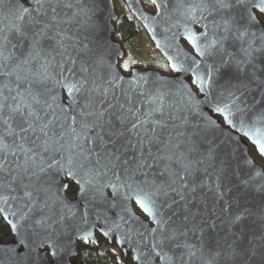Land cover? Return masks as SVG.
I'll list each match as a JSON object with an SVG mask.
<instances>
[{
    "label": "water",
    "instance_id": "water-1",
    "mask_svg": "<svg viewBox=\"0 0 264 264\" xmlns=\"http://www.w3.org/2000/svg\"><path fill=\"white\" fill-rule=\"evenodd\" d=\"M123 1L171 75L120 68L115 0H0V264H264V0Z\"/></svg>",
    "mask_w": 264,
    "mask_h": 264
},
{
    "label": "trees",
    "instance_id": "trees-1",
    "mask_svg": "<svg viewBox=\"0 0 264 264\" xmlns=\"http://www.w3.org/2000/svg\"><path fill=\"white\" fill-rule=\"evenodd\" d=\"M118 20L114 23V37L125 50V57L120 63V68L127 74L134 68L155 69L164 74H169L170 69L166 59L155 49L147 32L138 20L131 14L123 0H116ZM147 11H155L150 0H142ZM264 24V13L259 14ZM188 46V45H186ZM251 155L259 164L264 166L254 147H251ZM78 187L70 184L67 194L74 197ZM13 238L12 231L4 219L0 217V240L4 243ZM98 246L94 244H78V256L76 264H135L130 254H124L115 242L110 244L106 239L97 235Z\"/></svg>",
    "mask_w": 264,
    "mask_h": 264
},
{
    "label": "flooded vegetation",
    "instance_id": "flooded-vegetation-1",
    "mask_svg": "<svg viewBox=\"0 0 264 264\" xmlns=\"http://www.w3.org/2000/svg\"><path fill=\"white\" fill-rule=\"evenodd\" d=\"M145 30V29H144ZM187 47H189V46H187ZM122 61V60H121ZM121 63V62H120ZM169 66V65H168ZM170 69V68H169ZM127 74V73H126ZM172 73H171V71L169 72V74L168 75H171Z\"/></svg>",
    "mask_w": 264,
    "mask_h": 264
},
{
    "label": "rangeland",
    "instance_id": "rangeland-1",
    "mask_svg": "<svg viewBox=\"0 0 264 264\" xmlns=\"http://www.w3.org/2000/svg\"><path fill=\"white\" fill-rule=\"evenodd\" d=\"M117 3V1L115 0V4Z\"/></svg>",
    "mask_w": 264,
    "mask_h": 264
}]
</instances>
